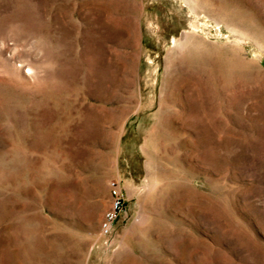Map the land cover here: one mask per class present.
<instances>
[{"label":"rangeland","instance_id":"rangeland-1","mask_svg":"<svg viewBox=\"0 0 264 264\" xmlns=\"http://www.w3.org/2000/svg\"><path fill=\"white\" fill-rule=\"evenodd\" d=\"M0 264H264V0H0Z\"/></svg>","mask_w":264,"mask_h":264},{"label":"built area","instance_id":"built-area-1","mask_svg":"<svg viewBox=\"0 0 264 264\" xmlns=\"http://www.w3.org/2000/svg\"><path fill=\"white\" fill-rule=\"evenodd\" d=\"M110 196V206L104 212L99 224V235L102 237H107L110 235L114 223L125 209L120 188L115 181L110 182Z\"/></svg>","mask_w":264,"mask_h":264}]
</instances>
